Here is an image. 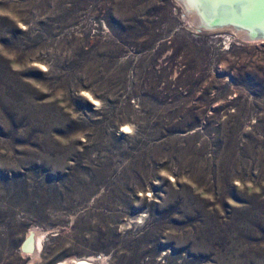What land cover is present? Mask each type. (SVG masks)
Instances as JSON below:
<instances>
[{
	"label": "rangeland",
	"instance_id": "rangeland-1",
	"mask_svg": "<svg viewBox=\"0 0 264 264\" xmlns=\"http://www.w3.org/2000/svg\"><path fill=\"white\" fill-rule=\"evenodd\" d=\"M187 11L0 0V264H264V40Z\"/></svg>",
	"mask_w": 264,
	"mask_h": 264
},
{
	"label": "bare ground",
	"instance_id": "bare-ground-1",
	"mask_svg": "<svg viewBox=\"0 0 264 264\" xmlns=\"http://www.w3.org/2000/svg\"><path fill=\"white\" fill-rule=\"evenodd\" d=\"M180 1L188 9V11L192 10L193 13L194 12L196 13V15L198 16L196 17L197 18L196 22H198L197 24L203 25L205 28H208L206 26H212L211 27L212 29H208V30H219L227 27L225 25L233 24L245 29L239 31V34L241 32L242 33L241 35L243 36L258 35L259 33L264 32V0H180ZM228 27H232L235 30V27L233 26L228 25ZM43 237L44 236L41 233H36L34 237L31 235L27 239L25 248L26 249H28L29 247L32 248V244H34L36 247H38V249H40L43 245V240H42ZM59 264H88V263L85 260L75 259L72 261H63L60 262Z\"/></svg>",
	"mask_w": 264,
	"mask_h": 264
},
{
	"label": "water",
	"instance_id": "water-1",
	"mask_svg": "<svg viewBox=\"0 0 264 264\" xmlns=\"http://www.w3.org/2000/svg\"><path fill=\"white\" fill-rule=\"evenodd\" d=\"M228 25L235 27V29H237V31L245 30L244 28H241L240 26H236V25H233V24H228ZM228 25H225V26H228ZM199 26L204 28V29H212L211 28L212 26H206L208 28H205L203 25H199ZM244 36L246 37L245 39L248 40V41L264 40V32H261L258 35H252L253 37L251 35H249V36L248 35H244Z\"/></svg>",
	"mask_w": 264,
	"mask_h": 264
}]
</instances>
